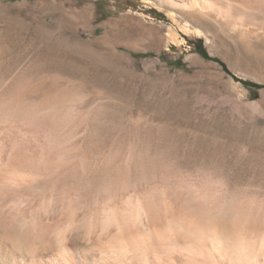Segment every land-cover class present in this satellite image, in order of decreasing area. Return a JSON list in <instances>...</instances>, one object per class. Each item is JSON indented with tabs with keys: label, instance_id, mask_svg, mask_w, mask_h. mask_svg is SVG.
<instances>
[{
	"label": "rangeland",
	"instance_id": "obj_1",
	"mask_svg": "<svg viewBox=\"0 0 264 264\" xmlns=\"http://www.w3.org/2000/svg\"><path fill=\"white\" fill-rule=\"evenodd\" d=\"M214 1L169 11L152 0H0V118L27 121L22 132L74 136L80 156L94 155L81 168L97 214L109 202L124 229L98 241L96 261H159L152 202L162 229L180 237L179 255L190 253L184 233L201 218H261L264 0H224L220 15ZM214 232L188 264H222Z\"/></svg>",
	"mask_w": 264,
	"mask_h": 264
},
{
	"label": "bare ground",
	"instance_id": "obj_2",
	"mask_svg": "<svg viewBox=\"0 0 264 264\" xmlns=\"http://www.w3.org/2000/svg\"><path fill=\"white\" fill-rule=\"evenodd\" d=\"M152 3L162 10L171 11L175 7L189 6L194 9L198 0H189L188 3L184 0H152ZM214 4V12L220 15L225 7V1L215 0ZM189 14L194 16L197 22L201 21L202 16L205 15L203 13ZM22 124H27V121L11 117L0 118V220L8 212L22 208L26 215L36 218L44 228L55 231L67 221L73 211H76L77 219L84 215L97 214L93 178L88 175V170L86 172L81 168L83 163L92 167L94 155L83 151L80 156L79 150L75 148V142L78 140L73 138L74 136L61 138L51 133L31 134L28 131L17 130V126ZM76 137L80 136L76 135ZM153 204L154 206H151ZM155 204L157 203L152 202L149 205L151 207H149L150 218L148 220L151 232L153 230L151 249L154 250L159 261L152 262L151 260V263L188 264L193 259L191 256L195 257L196 254L194 245L188 242L186 247L190 253L179 255L177 243L180 237L175 235L172 237L162 229L161 211ZM108 210H112L109 202L103 205V211ZM260 216L261 218L254 219L250 224L246 222L242 224L240 222L242 220L237 221L236 224L234 221L233 224L228 218L217 222L199 219L196 233L202 245L198 249L207 251L210 246L209 240L213 239L208 240L207 231L215 228L216 234L215 232V236L213 234L215 244L212 241L213 250L219 249L218 251L221 252L222 264H232V258L235 256L233 253L241 257L238 260L239 264H264V207ZM130 232L134 234L135 229ZM110 235L114 236L113 233ZM239 236L242 237L239 238ZM105 240L110 239L107 236L100 240L93 238L91 243H85L74 236L66 245V259L70 261V264H106L96 261L97 243L98 241L103 243ZM242 242L243 244H240ZM242 245L244 250L241 251ZM61 262H64V258L54 240L50 239L47 244L37 245L12 242L8 234L0 231V264H62ZM238 262L233 261L235 264ZM145 264H150V261L146 260Z\"/></svg>",
	"mask_w": 264,
	"mask_h": 264
},
{
	"label": "clouds",
	"instance_id": "obj_3",
	"mask_svg": "<svg viewBox=\"0 0 264 264\" xmlns=\"http://www.w3.org/2000/svg\"><path fill=\"white\" fill-rule=\"evenodd\" d=\"M219 196V193L216 194ZM193 201H187L191 204ZM215 202V201H213ZM205 203L207 201L205 200ZM210 206V205H209ZM224 205L221 203L216 209L218 214H222ZM78 211V210H77ZM192 226L189 225V230L185 231V239L191 240L196 246L194 251L197 255H203V252L197 250L202 245V241L197 236L195 231L191 230ZM115 230L119 235L121 225L117 218L116 210L103 211L99 214L84 215L79 219L76 218V211H73L67 221L52 231L51 229L44 228L36 218L31 215H26L22 208H16L7 213L2 220H0V231L8 234L12 242L47 244L49 240H54L56 247L59 249L64 264H70L66 259L67 248L70 238L76 237L77 239L91 243L93 238L100 240L102 237H109L115 239L114 236L109 234ZM209 264H214L211 258L208 257Z\"/></svg>",
	"mask_w": 264,
	"mask_h": 264
},
{
	"label": "trees",
	"instance_id": "obj_4",
	"mask_svg": "<svg viewBox=\"0 0 264 264\" xmlns=\"http://www.w3.org/2000/svg\"><path fill=\"white\" fill-rule=\"evenodd\" d=\"M199 50H200V53H201L204 57L209 58V55H208V53H206V51H205L204 48L200 47ZM244 83L247 84V85L251 84V83H249V82H247V81H244Z\"/></svg>",
	"mask_w": 264,
	"mask_h": 264
}]
</instances>
